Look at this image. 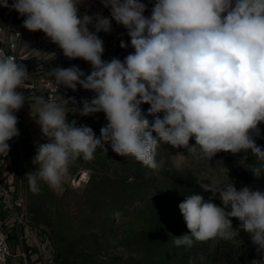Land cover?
<instances>
[{
    "label": "clouds",
    "instance_id": "1",
    "mask_svg": "<svg viewBox=\"0 0 264 264\" xmlns=\"http://www.w3.org/2000/svg\"><path fill=\"white\" fill-rule=\"evenodd\" d=\"M80 2L12 0L9 5L0 0V7L25 17L24 28L42 31L65 57L92 66L88 75L77 66L52 69L48 76L56 90L47 97H31L47 141L38 144L36 170L26 175L33 192L40 191L41 182L61 189L71 163L94 159L98 149L107 151V143L118 155L151 169L158 167L160 143L187 149L196 159L250 150L257 163L248 170L256 177L264 172V150L253 138L264 123V0H155L150 17L144 15L141 0H101L130 37L134 53L123 61L102 60L103 41L97 33L111 32V20L99 13L81 15ZM128 46L121 41V48ZM29 78L25 65L0 49V155H7V142L19 135L14 112L26 97L18 89ZM61 85L73 91L79 85L95 95L82 101V108L73 98L69 108L70 101L56 94ZM145 103L150 105L147 115L154 117L151 122L140 107ZM77 111L82 116L105 114L108 123L100 137L91 127L68 121L69 112ZM201 187L218 193L223 207L201 195L187 196L178 207L190 234L175 237L173 245L191 248L194 242L230 241L237 236L230 219L234 217L264 254V192L237 190L231 182L211 181Z\"/></svg>",
    "mask_w": 264,
    "mask_h": 264
},
{
    "label": "rangeland",
    "instance_id": "2",
    "mask_svg": "<svg viewBox=\"0 0 264 264\" xmlns=\"http://www.w3.org/2000/svg\"><path fill=\"white\" fill-rule=\"evenodd\" d=\"M8 2L11 5V0ZM78 7L81 15L105 11L93 12L88 0H81ZM2 8L0 22L10 36L17 16L10 7ZM111 26V32L97 33L104 47L101 58L123 61L131 48L130 37L122 25L115 22ZM88 27L95 31L92 25ZM121 41L129 46L121 48ZM20 55L30 78L18 89L26 97L22 108L14 112L19 135L7 142V155H0V227L13 249L0 264H252L264 260L251 235L234 217L230 219L237 236L230 241L194 242L191 248H177L172 243L175 237L190 234L178 207L187 196L201 195L206 202L223 207L219 194L205 191L202 183L231 182L237 190L249 187L264 192V172L256 177L247 168L257 163L250 150L236 154L220 151L211 160L196 159L187 149L160 143L155 155L158 167L151 169L131 156L118 155L107 143V151L98 149L94 159L74 160L61 189L52 190L41 182L40 191L33 192L26 175L36 170L33 158L38 144L47 141L36 123L31 97L44 95L48 84L54 82L48 76L52 69L77 66L88 75L92 66L83 59L65 57L42 31L24 27ZM61 88V96L70 101L69 108L74 106L71 99L82 108V101H90L94 94L79 85L75 91ZM140 107L151 122L154 117L147 115L150 105ZM159 115L162 118L163 113ZM67 119L91 127L96 137L108 123L103 112L88 116L69 112ZM258 127L260 135L253 138L264 150V123ZM189 143L194 145L195 140ZM20 207L24 209L22 220Z\"/></svg>",
    "mask_w": 264,
    "mask_h": 264
},
{
    "label": "built area",
    "instance_id": "3",
    "mask_svg": "<svg viewBox=\"0 0 264 264\" xmlns=\"http://www.w3.org/2000/svg\"><path fill=\"white\" fill-rule=\"evenodd\" d=\"M12 3V0H11ZM18 23L14 26L12 35H8L6 33V28L0 22V49H2L6 54L13 55L16 57L19 63H21V55H20V40L23 34V21L25 17L21 16L18 12H16ZM3 8L0 7V21L2 18ZM102 16L107 17L111 20V25L115 23V20L111 19V12L109 8H106ZM124 39V37H121ZM130 53H134V49L131 47L130 51L126 54V56ZM125 56V57H126ZM124 57V59H125ZM123 59V60H124ZM55 82L48 84V88L46 89L43 96L47 97L50 93L56 90ZM62 88L58 87L56 94L61 96ZM95 93L91 96L90 100L94 97ZM18 206H22V202H17ZM20 216L19 219L22 220L24 217V209L20 207ZM6 232L3 231L2 227H0V260H6L9 256L12 255L13 249L11 244L8 242L6 238Z\"/></svg>",
    "mask_w": 264,
    "mask_h": 264
},
{
    "label": "crops",
    "instance_id": "4",
    "mask_svg": "<svg viewBox=\"0 0 264 264\" xmlns=\"http://www.w3.org/2000/svg\"><path fill=\"white\" fill-rule=\"evenodd\" d=\"M90 2V6L93 12H102L106 7H104L101 0H88ZM142 3L146 5V11L144 12V15L146 17H150L151 10L154 6L155 0H141Z\"/></svg>",
    "mask_w": 264,
    "mask_h": 264
}]
</instances>
